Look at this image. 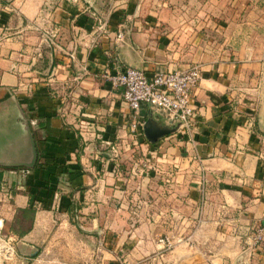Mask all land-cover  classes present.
<instances>
[{
    "label": "crops",
    "instance_id": "obj_1",
    "mask_svg": "<svg viewBox=\"0 0 264 264\" xmlns=\"http://www.w3.org/2000/svg\"><path fill=\"white\" fill-rule=\"evenodd\" d=\"M192 65L193 121L163 137L150 185L111 174L101 150L119 137L132 147L135 118L101 72ZM19 108L38 149L28 171L0 167L12 207L3 232L19 262L89 264L71 235L77 210L98 230L102 263L264 264V239H250L264 223V0H0V131ZM140 115L164 122L145 104ZM101 232L113 235L109 253Z\"/></svg>",
    "mask_w": 264,
    "mask_h": 264
},
{
    "label": "rangeland",
    "instance_id": "obj_2",
    "mask_svg": "<svg viewBox=\"0 0 264 264\" xmlns=\"http://www.w3.org/2000/svg\"><path fill=\"white\" fill-rule=\"evenodd\" d=\"M160 123L163 125L166 124L165 122H160ZM170 127L174 129L172 132L176 131L175 127L172 126ZM131 133L133 135V141L136 142L132 147L129 148L123 147V145H125L124 144L125 142L122 137H119L118 139H115V141L113 142L107 141L106 143H104L105 148L102 149L101 151H105L104 152L105 159H109L113 163L108 166L109 172L111 174L115 173L116 170L118 171V169H120V172L122 174H125L126 172L129 171L134 178L137 177L138 179L141 178L147 179L145 180L144 185L149 186L150 185L148 182L149 179L154 178V176L157 175L158 165L162 162V159L167 158L168 152L163 146V142L164 141L166 142V140H164L163 139L164 136H162L155 142H149L145 138L143 131L140 134H137L136 131H131ZM173 143L175 142H170L169 144H173ZM101 158L103 159L104 157ZM126 162H128L129 164H127ZM2 183L3 184L0 185V218L3 220V226L0 229V264H25L23 262L22 263L19 262V259L16 255V249L13 244L14 241L8 240V237L10 235L7 234L6 232H3L4 224H6L8 219L10 220L12 207L9 205L10 198L7 195L9 194L8 192L11 188L10 186H8L10 184L5 181L4 182L2 181ZM149 204L154 205L155 203H152L150 200ZM138 205L140 204L136 203V205L133 206L138 207ZM145 205L146 204L143 203V206ZM31 213L32 212H25V215L23 216L24 218L22 220L23 225L21 224V227L22 226L24 227L27 225V223H29L28 221L31 218ZM78 215L79 213L77 210L68 212L69 224L71 225V228L73 230L71 232L73 240L75 241V243H77V246H79L80 242H83V244L87 246L88 252L90 253L89 264H107V263H102L100 260L97 261V259L95 258L96 253L98 252L96 248L97 231H98L96 226L92 224L91 221L88 219H80L79 217L80 215L79 216ZM133 216L134 214L131 212L130 217ZM64 222L68 224V221H66V219ZM50 225H52V220H50ZM84 226H86L87 228H85ZM66 234L68 236L70 235V232L66 231L63 233V231H61L60 233L57 234V236L65 239ZM102 234L104 235L105 244L103 245L101 244L100 248L101 249L104 248L105 252L109 253V251L110 252L112 251L111 248L112 244H110L111 242L109 241L113 240V235L110 234V236L109 235L107 236V233H102V232L99 235L102 236ZM52 236H54L53 233L50 234L48 239L49 240L52 239ZM83 247L85 246L83 245ZM60 250L61 253L64 252V249H60ZM70 250H72L73 254L76 255L80 253V250L75 246ZM44 254L51 257L52 254H56V253H52V248H48V250L45 251ZM63 255L64 254H62V256ZM116 262L117 264H120L118 258L116 259ZM44 264H57V263H52V261L49 260L46 261Z\"/></svg>",
    "mask_w": 264,
    "mask_h": 264
},
{
    "label": "built area",
    "instance_id": "obj_3",
    "mask_svg": "<svg viewBox=\"0 0 264 264\" xmlns=\"http://www.w3.org/2000/svg\"><path fill=\"white\" fill-rule=\"evenodd\" d=\"M122 35L119 31L117 38H122ZM101 77L112 88L120 89L123 101L135 118L131 131L140 133L139 129H143L145 120L140 112L144 104L162 113L164 122L176 130L190 127L194 117L191 92L200 81V69L197 65L183 70H156L151 75H147L142 69L126 66L117 71L104 70ZM2 226L3 220L0 218V229ZM250 239L254 244H259L264 239V223L256 225ZM158 241L165 243L167 248L172 246L167 237L160 236Z\"/></svg>",
    "mask_w": 264,
    "mask_h": 264
},
{
    "label": "water",
    "instance_id": "obj_4",
    "mask_svg": "<svg viewBox=\"0 0 264 264\" xmlns=\"http://www.w3.org/2000/svg\"><path fill=\"white\" fill-rule=\"evenodd\" d=\"M20 120L6 133L0 131V167L31 169L35 166L38 149L23 110L19 108ZM174 129L148 117L143 125V133L149 142L171 133Z\"/></svg>",
    "mask_w": 264,
    "mask_h": 264
},
{
    "label": "trees",
    "instance_id": "obj_5",
    "mask_svg": "<svg viewBox=\"0 0 264 264\" xmlns=\"http://www.w3.org/2000/svg\"><path fill=\"white\" fill-rule=\"evenodd\" d=\"M32 210H33L32 207L25 208L26 212H32Z\"/></svg>",
    "mask_w": 264,
    "mask_h": 264
}]
</instances>
